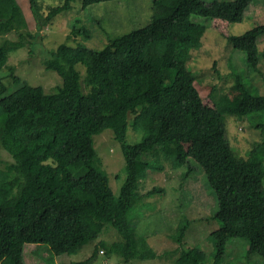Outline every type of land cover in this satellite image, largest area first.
<instances>
[{
    "label": "trees",
    "instance_id": "trees-1",
    "mask_svg": "<svg viewBox=\"0 0 264 264\" xmlns=\"http://www.w3.org/2000/svg\"><path fill=\"white\" fill-rule=\"evenodd\" d=\"M72 1L52 7L46 18L70 8ZM102 1L108 0H81V6ZM251 1L152 0L146 25L109 38L102 48L64 42L52 50L45 68L62 77L53 92L15 75L18 86L6 92L0 80V147L12 158L0 168V264H25L26 244L56 255L75 253L107 224L114 239L97 240L88 258L70 264H87L100 249L125 261L166 256L153 250L139 224L129 219L133 205L156 190L143 193L138 184L143 167L163 168L159 158L176 167L197 162L217 201L219 226L209 233L211 259L199 246H181L186 230L181 225L170 235L179 245L168 252L177 255L178 264H221L233 237L247 240L248 254L264 257V94L245 82L244 74H234L231 59L232 81L221 93L202 85L187 66L206 30L192 21L197 15L209 18L233 49L244 52L245 73L258 70L264 23L242 34L227 30L243 19ZM29 3L40 19L36 0ZM23 23L16 0H0V36L13 32L18 37L0 40V70L9 52L30 42ZM82 33L87 28L73 24L71 36ZM77 63L84 66L83 79ZM244 119L260 134L246 156L229 142L228 130L229 120ZM106 128L113 131L125 161L117 195L93 145V135ZM155 146L160 151L155 159L144 161L143 154Z\"/></svg>",
    "mask_w": 264,
    "mask_h": 264
},
{
    "label": "rangeland",
    "instance_id": "rangeland-1",
    "mask_svg": "<svg viewBox=\"0 0 264 264\" xmlns=\"http://www.w3.org/2000/svg\"><path fill=\"white\" fill-rule=\"evenodd\" d=\"M62 1L36 0L38 14L41 15L39 19L32 13L29 0H16L24 20L22 29L32 37L24 46L9 52L7 65L0 70V80L6 85V92L19 84L12 75L31 85H40L47 93L53 92L62 84V77L55 70L45 69L44 60L50 57V52L60 43L65 42L71 46L84 44L100 49L109 38L146 25L153 12L152 0H108L85 8L81 6V0H73L70 8L46 18L48 11ZM210 1L212 0H205V2ZM191 19L206 25L201 45L191 51L187 61L190 70L198 73L200 83L207 87L215 86V91L221 93L232 81L229 73L234 68V74H244L247 77L244 79L245 82L256 86L259 92L264 94V58L258 68L261 73L258 70L245 73L244 52L233 49L227 38L211 27L212 21L209 18L192 15ZM261 23H264V0H252L244 12L243 19L230 23L227 30L231 35L242 34ZM73 24H81L87 28L89 34L71 36ZM3 39L16 41L18 37L16 33L11 32L4 37L1 35L0 40ZM258 48L264 50V34L258 37ZM230 59L232 68L229 65ZM75 68L80 71L83 79L84 66L77 63ZM131 118L132 114L129 115V122ZM244 127L248 130L244 131ZM228 130L229 142L242 156H246L253 141L260 139L258 130L253 128L247 119L242 122L229 120ZM132 138L133 130L128 127L127 139L132 140ZM93 145L101 161L100 167L107 172L110 187L117 195L125 177L122 170L125 161L113 131L106 128L94 134ZM155 152H160L158 146L145 152L143 160L152 162L155 159L153 155ZM159 160L163 167L161 169L147 168V166L142 168L139 191L144 193L153 187L156 190L145 194L133 205L129 211V219L134 225L136 222L139 224H137L139 232L148 237V243L153 250L159 254L164 251L167 255L125 261L117 258L116 254L104 255L100 249L98 256L87 264H178L177 255L168 252L179 245L170 235L175 234L181 225L186 227L181 246H199L211 259L213 243L209 233L219 226V221L214 216L217 208L216 196L207 182L202 167L192 160L186 165L177 167L167 158H159ZM11 161L12 158L0 147V168ZM183 173L187 175L184 177ZM111 227L109 224L105 225L95 240L86 243L72 254H51L45 247L26 244L25 264H70L71 261L84 260L91 255L97 240L114 239L115 233ZM247 246L246 239L231 238L226 244L221 264H264V257L256 253H247ZM34 252L39 253L40 258Z\"/></svg>",
    "mask_w": 264,
    "mask_h": 264
},
{
    "label": "clouds",
    "instance_id": "clouds-1",
    "mask_svg": "<svg viewBox=\"0 0 264 264\" xmlns=\"http://www.w3.org/2000/svg\"><path fill=\"white\" fill-rule=\"evenodd\" d=\"M45 69H46V68H45ZM51 70H52V69H51ZM59 86H60V85H59ZM57 87H58V86H57ZM57 87H56V88H57Z\"/></svg>",
    "mask_w": 264,
    "mask_h": 264
}]
</instances>
